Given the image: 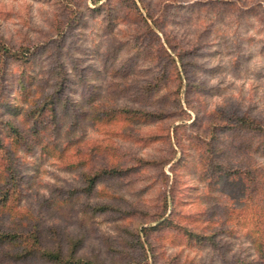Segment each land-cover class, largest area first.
<instances>
[{"label":"rangeland","instance_id":"374dc122","mask_svg":"<svg viewBox=\"0 0 264 264\" xmlns=\"http://www.w3.org/2000/svg\"><path fill=\"white\" fill-rule=\"evenodd\" d=\"M105 1L0 0V43L19 49L3 78L0 67V138H10L6 120L25 124L33 101L52 92L61 99L48 136L60 153L17 149L20 186L0 205L2 219L34 214L43 245L68 250L77 242L81 257L128 264L146 258L134 245L138 232L168 218L150 230L143 264H264L254 242L264 212L207 166L264 171V148L251 149L256 137L218 123L221 109L264 122V0H243L252 14L223 15L201 0H142L165 17L163 31L127 17V1ZM165 34L186 52L182 75ZM27 48L35 50L29 61ZM98 106L105 117L87 118ZM211 142L221 151L211 153ZM3 161L0 154L2 174ZM104 165L120 174L86 192L88 169ZM0 264L50 262L0 247Z\"/></svg>","mask_w":264,"mask_h":264},{"label":"trees","instance_id":"16d2710c","mask_svg":"<svg viewBox=\"0 0 264 264\" xmlns=\"http://www.w3.org/2000/svg\"><path fill=\"white\" fill-rule=\"evenodd\" d=\"M94 1L97 2L98 0ZM106 1L108 4L112 0ZM124 1H127L126 6L124 7L126 11L125 15L127 17L136 20L141 18L142 22L144 21V26L147 28L151 29L154 27L159 31H163L161 23H164L165 17L160 16V14H151V10L153 9L152 6L148 7L142 0V5L136 0ZM168 1H172L176 6H179L177 0ZM199 4L206 8L214 6L217 13L220 15L228 13L227 11H229L230 14H244L245 12L252 14L255 12L254 4H248L243 0H201ZM68 6L72 14L71 16H75L76 12L71 6V2H68ZM256 15L260 16L258 13H256ZM259 18H261V16ZM165 35L166 43L173 52L176 65L177 62L184 65L186 52L181 50V48H178L177 40L171 38L170 35ZM18 52L19 49L17 48L9 47L4 43H0V67L2 69V78L4 77L7 60L12 57H18ZM22 54V57H24L23 59L29 61L32 55L35 54V50L27 48L22 51ZM176 67L178 69V74L182 75V70L179 69L178 65ZM34 85L36 86V83H34ZM36 91L37 93H40V90ZM60 103L61 99L56 96L54 92L51 94H44L41 100L33 101L31 107L26 111L24 125H19L14 121L6 120L5 125L10 138L8 141L0 138V154L4 159L2 169L4 173H0V205L8 202L9 198L20 186L18 171L13 156L17 153V149L27 151L28 149L38 146L42 151L60 153L59 147L56 144L51 145L48 138L51 130L58 121L57 117H59V115L57 113ZM47 111H50V114L47 115ZM132 111L134 114L140 113L141 111V114L145 116L151 114V112H146L144 109L140 108H131L129 110V112ZM85 113L86 117L92 120H102L105 117V112L100 111V106L95 108L91 114H89L87 110H85ZM100 113H104V116L102 117ZM220 113L221 118L218 120V123L221 124L223 128L225 127L228 130H233L235 135H239L242 131L251 133L257 139L256 144L251 146V149L257 150L264 148V122L259 117L248 113H239L230 109H221ZM210 139V141H212V139L214 140L215 138L210 137ZM258 139H261L262 141L258 142ZM209 145L211 147L209 150H213L211 153L220 150V148L212 144V142L209 143ZM95 150L96 146H91L88 153H93ZM211 157L212 155L209 158L211 159ZM207 166L211 172L210 174L216 176L219 182H225L226 185L230 183L240 186L241 193H244L242 195L251 198L264 212V171L260 170L257 166L229 170L231 167L226 166L224 162L214 160L209 161ZM118 174H120V170L116 168V166L104 165L97 169L90 167L88 169V174L86 173L85 180L87 182V187L84 188V190L86 192H92L100 179L105 178V176ZM247 189L250 190L249 194H246ZM257 195H260L259 198L256 197ZM256 200L258 201L256 202ZM97 208L101 210L106 209L104 205H100ZM9 215L11 219L7 220L6 218L2 219L5 214H0V247H3L9 255H12V257L22 260L40 256L49 261L50 264H102L94 259L79 256L76 251L77 242H74L73 246L68 250H64L60 245H43L42 223L34 214L26 213L20 218H16L12 213H9ZM168 221L170 222L172 220L164 218L162 222H159V226ZM12 223L14 225L13 227L11 226ZM157 227H145L138 232L136 237V243L134 245H138L145 251L146 261H148V255L145 247L150 244V230H154ZM143 235H146L145 240L142 239ZM254 242L258 251L259 260L264 262V234H262L261 237L255 238ZM145 259H140L139 262H129L128 264H143L145 263Z\"/></svg>","mask_w":264,"mask_h":264}]
</instances>
